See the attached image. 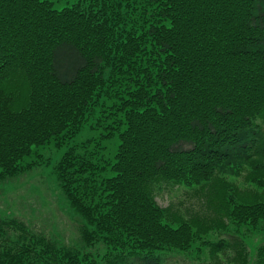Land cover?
Segmentation results:
<instances>
[{
    "label": "trees",
    "instance_id": "trees-1",
    "mask_svg": "<svg viewBox=\"0 0 264 264\" xmlns=\"http://www.w3.org/2000/svg\"><path fill=\"white\" fill-rule=\"evenodd\" d=\"M51 143L79 240L0 213V264H167L197 241L247 264L237 236H203L264 230V0H0V184ZM161 183L197 185L206 216L159 206Z\"/></svg>",
    "mask_w": 264,
    "mask_h": 264
},
{
    "label": "rangeland",
    "instance_id": "rangeland-1",
    "mask_svg": "<svg viewBox=\"0 0 264 264\" xmlns=\"http://www.w3.org/2000/svg\"><path fill=\"white\" fill-rule=\"evenodd\" d=\"M90 125L91 122H88L69 144L81 143L91 137L97 138L102 129L89 127ZM101 144L106 146L101 153L105 157L110 156L114 150L115 141L106 140ZM65 149L66 145L56 148L53 143L34 148L29 160L41 162L13 180L0 184V213L17 216L33 229L43 231L58 241L74 245L79 240V225L82 221L66 202L52 173V166ZM46 160L48 162L43 163ZM226 179L237 187L247 186L242 175L229 176ZM153 192L154 200L159 206L170 207L172 211L184 218L195 215L206 216L204 196L197 185L161 183ZM225 230L226 232L221 234L209 233L203 236V240L213 242L221 238L227 240L232 235L237 236L245 245L247 264H255L257 248L264 244V230L258 227L248 229L246 225L236 227L233 224H227ZM100 251L105 253L104 248ZM166 256L167 264H215L210 258L208 246L202 245L200 241L193 243L188 252H170ZM219 256H221L219 264H226V258L224 259L221 253Z\"/></svg>",
    "mask_w": 264,
    "mask_h": 264
}]
</instances>
